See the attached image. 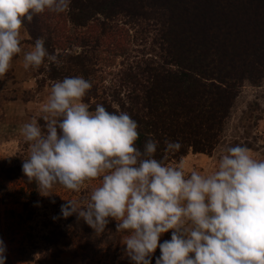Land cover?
<instances>
[{
    "label": "clouds",
    "instance_id": "clouds-1",
    "mask_svg": "<svg viewBox=\"0 0 264 264\" xmlns=\"http://www.w3.org/2000/svg\"><path fill=\"white\" fill-rule=\"evenodd\" d=\"M71 0H0V79L13 57L22 52L20 29L26 18L46 10L64 13ZM50 54L36 39L23 55L24 67L38 69ZM92 84L82 76L55 81L42 111L46 123L34 119L20 132L29 142L22 171L43 196L57 187L79 192L100 179L83 203L67 200L60 214H75L97 234L111 221L133 264H264V160L246 146L228 147L218 169L208 174L186 172L166 163L182 144L165 140L164 156L154 158L157 142L136 146L138 123L127 112H113L102 104L94 110L83 102ZM54 202V201H53ZM55 219V217H54ZM171 230V239L159 243ZM0 239V264L6 262Z\"/></svg>",
    "mask_w": 264,
    "mask_h": 264
},
{
    "label": "trees",
    "instance_id": "trees-1",
    "mask_svg": "<svg viewBox=\"0 0 264 264\" xmlns=\"http://www.w3.org/2000/svg\"><path fill=\"white\" fill-rule=\"evenodd\" d=\"M49 12L34 14L31 22L24 19L30 38H42L50 54L70 44L102 47L111 57L96 54L95 59L107 66L122 57L118 80L107 88L93 87L85 101L92 98L90 110L102 104L109 111L127 112L138 123L136 146L142 150L148 139L156 141V159L164 156L165 140L180 142L182 148L166 163L188 152L209 155L221 140L242 82L258 86L264 79V0H72L68 22L83 29L76 37L51 25ZM116 18L122 24L113 22ZM138 18L154 32L147 49L130 55L126 25ZM47 65V78L68 77L63 63ZM1 173L8 182L20 169ZM23 180L27 184L25 175ZM66 223L75 231L87 225L75 214Z\"/></svg>",
    "mask_w": 264,
    "mask_h": 264
},
{
    "label": "rangeland",
    "instance_id": "rangeland-1",
    "mask_svg": "<svg viewBox=\"0 0 264 264\" xmlns=\"http://www.w3.org/2000/svg\"><path fill=\"white\" fill-rule=\"evenodd\" d=\"M49 13L53 17L49 23L64 28L63 33L67 30L70 36L76 37L83 30L68 22L66 11ZM118 19L113 22L122 24ZM126 27L131 29L128 31L132 49L130 55L150 46L154 30L146 20L138 18ZM20 33L22 52L13 57L8 72L0 79V239L7 249L5 264H133L123 245L127 234L116 232V221H111L103 233L97 234L87 225L84 230H73L60 214V207L67 200L83 206L82 202L89 199L91 190L99 186L100 179L85 182L79 192L57 186L50 196L41 195L36 187L32 189L29 182H23L22 164L23 159L29 156L30 147L20 129L34 119L43 128L46 121L42 106L47 102L53 82L57 80L47 78V59L38 69H25L23 55L31 50L35 42L23 25ZM70 45L66 50L56 49L52 53L69 57L67 64V57L59 59L67 68L68 77L84 76L92 84L89 92L93 91V87H101V84L107 88L118 80V72L124 68L122 57L115 58L114 64L107 66L95 59L96 54L111 57L110 52L102 47ZM131 60V57L128 58V61ZM100 78L103 80L99 81ZM85 98L87 100L85 96L83 102L91 103L92 98L88 101ZM236 145L248 147L255 159L264 160V79L258 86L242 82L221 140L209 155L188 152L178 162L167 164L178 166L183 162L186 172L195 169L208 174L218 169L226 148ZM8 167H18L20 174L6 182L1 172ZM171 234V230L163 234L159 243L170 240ZM160 254L158 247L152 256V264H156Z\"/></svg>",
    "mask_w": 264,
    "mask_h": 264
}]
</instances>
